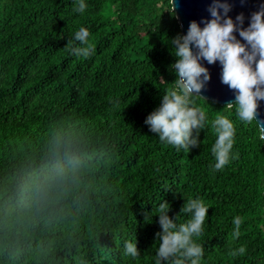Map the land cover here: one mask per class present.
<instances>
[{
    "label": "trees",
    "instance_id": "obj_1",
    "mask_svg": "<svg viewBox=\"0 0 264 264\" xmlns=\"http://www.w3.org/2000/svg\"><path fill=\"white\" fill-rule=\"evenodd\" d=\"M85 3L78 14L75 0H0V264H151L158 202L182 223L194 198L209 207L201 264H264L258 124L201 97L200 145L160 142L145 119L160 104L161 79L169 88L175 79L170 41L182 28L172 0ZM80 26L90 31L87 58L68 47ZM217 115L235 126L220 170ZM134 237L136 260L124 255Z\"/></svg>",
    "mask_w": 264,
    "mask_h": 264
},
{
    "label": "clouds",
    "instance_id": "obj_2",
    "mask_svg": "<svg viewBox=\"0 0 264 264\" xmlns=\"http://www.w3.org/2000/svg\"><path fill=\"white\" fill-rule=\"evenodd\" d=\"M75 13L84 14L87 10L85 0H75ZM207 11L210 18L200 22L191 21L186 34H178L171 41L174 63L169 71L175 79L172 87L167 81L160 95V104L151 111L145 124L151 132L158 135L160 142L180 149L191 150L200 145V131L204 130L207 116L196 105L199 93L211 79L205 66H221V82L234 90L235 112L241 122L255 121L259 102L264 101V5L253 12L245 27V16L240 13L233 19L229 13L232 5L228 0H212ZM203 25V26H201ZM90 31L80 26L68 42L71 54L85 58L92 54L89 44ZM213 128L216 139L211 152L215 159L213 168L220 170L230 163L234 146L235 126L233 120L225 115H217ZM259 126V139L264 141V126ZM63 176V173L58 174ZM47 184L37 191L46 195ZM170 204L158 202L154 209L161 231L157 233V243L151 264H201L204 248L199 242L209 207L199 198L187 200L181 211L187 216L179 222L178 215L171 217ZM151 213L148 220L151 221ZM242 220L233 218L238 230ZM244 248L239 249L243 254ZM238 253L233 251L232 256ZM124 255L136 260L140 256L136 238L124 241Z\"/></svg>",
    "mask_w": 264,
    "mask_h": 264
},
{
    "label": "water",
    "instance_id": "obj_3",
    "mask_svg": "<svg viewBox=\"0 0 264 264\" xmlns=\"http://www.w3.org/2000/svg\"><path fill=\"white\" fill-rule=\"evenodd\" d=\"M228 2L232 5V11L229 15L235 19L237 15L243 13L245 27L251 14L259 10L261 5H264V0H228ZM211 3L212 0H172L173 9L182 28V34L187 33L191 21L200 22L203 18H210L207 9ZM204 64L209 69L211 79L199 95L219 105L233 104L235 102L234 90L221 82V66L219 63L208 65L205 61ZM259 105L256 120L258 124L264 126V101H260Z\"/></svg>",
    "mask_w": 264,
    "mask_h": 264
}]
</instances>
